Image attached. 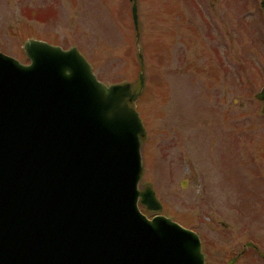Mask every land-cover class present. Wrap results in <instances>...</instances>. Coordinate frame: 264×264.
<instances>
[{
	"label": "rangeland",
	"instance_id": "obj_1",
	"mask_svg": "<svg viewBox=\"0 0 264 264\" xmlns=\"http://www.w3.org/2000/svg\"><path fill=\"white\" fill-rule=\"evenodd\" d=\"M137 1L140 187L200 235L206 264H264L262 0ZM28 38L75 45L101 81L139 88L129 0H0V52L28 63Z\"/></svg>",
	"mask_w": 264,
	"mask_h": 264
},
{
	"label": "water",
	"instance_id": "obj_2",
	"mask_svg": "<svg viewBox=\"0 0 264 264\" xmlns=\"http://www.w3.org/2000/svg\"><path fill=\"white\" fill-rule=\"evenodd\" d=\"M264 10V0L262 2ZM133 20L140 46L137 0ZM0 53V264H205L197 233L139 189L144 89L98 80L85 56L29 39ZM263 102L264 86L256 94Z\"/></svg>",
	"mask_w": 264,
	"mask_h": 264
}]
</instances>
